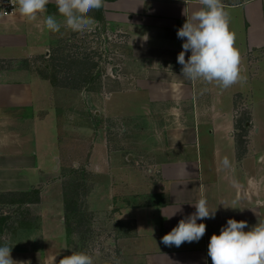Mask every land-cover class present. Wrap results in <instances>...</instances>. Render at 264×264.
Wrapping results in <instances>:
<instances>
[{
    "label": "crops",
    "instance_id": "obj_1",
    "mask_svg": "<svg viewBox=\"0 0 264 264\" xmlns=\"http://www.w3.org/2000/svg\"><path fill=\"white\" fill-rule=\"evenodd\" d=\"M221 4L240 54L239 78L223 89L184 77L176 61L183 43L176 32L202 7L200 0H103L94 16L87 13L91 23L85 28L113 30L123 44L103 92V118L123 127L115 145L103 128V166L115 176L116 200L122 203L115 206L122 224L119 264H211L209 239L227 219L247 221L249 227L264 220V126L240 138L236 130L244 114L250 117L247 128L264 124V0ZM46 11L63 17L55 0H49ZM38 17L28 21L17 12L0 18V193L39 190V203L28 207L46 224L44 192L53 185L52 173L61 170V113L54 108L60 89L33 63L47 60L53 41L71 29L48 33ZM237 99L247 112H238ZM223 157L230 167L220 164ZM201 197L217 210L214 218L204 219L200 240L179 247L161 244L160 238L194 212Z\"/></svg>",
    "mask_w": 264,
    "mask_h": 264
},
{
    "label": "rangeland",
    "instance_id": "obj_2",
    "mask_svg": "<svg viewBox=\"0 0 264 264\" xmlns=\"http://www.w3.org/2000/svg\"><path fill=\"white\" fill-rule=\"evenodd\" d=\"M90 13L93 15L94 10ZM38 18L42 21L43 29L49 33L43 24V16ZM63 19L62 17L60 20ZM90 27L77 31L66 30L61 33L63 35L59 40L53 41L50 52L53 53L55 49L58 51L60 59L57 64L54 62L55 65H51L47 60L33 63V69L37 73L53 87L60 89L54 98L56 101L59 96L54 108L61 113V170L52 173L55 177L53 185L44 192L42 210L47 213V225L41 223L39 216H34L24 203L0 207V216L7 218L0 224V239L13 245L10 255L14 262L17 257H25L35 261V264H58L63 256L70 255L72 251L86 252L92 257V264H119L121 261L118 240L121 237L122 224L120 225L115 206L122 203L118 202L119 198L116 200L119 186L115 176L110 168L106 170L103 166V128L107 127L109 144L115 145L118 140L121 141L118 134L123 133V127L103 118V92L109 84L107 72L111 74L112 68H116L119 62L116 53L122 49L123 44L117 42L113 30L107 33L104 27ZM49 39L50 36L46 33L44 41ZM67 56L71 57L70 62L63 60ZM74 60H84L89 67L92 66V75L82 89L76 78L73 86L80 89H67L70 93L64 95L62 90L66 88L56 86L53 82L63 81L65 84V77L83 72L73 63ZM108 68L111 69L107 71ZM260 77L264 84V74ZM263 92L264 88L261 93ZM256 94L259 97V93ZM254 95L253 91L252 96ZM239 104L241 101L237 99L239 113L248 111L242 110ZM66 113L72 118H66ZM249 118L244 114L243 118L237 119L236 130L239 138L244 137L245 133L249 135V132H253V127L264 126L254 123L247 128L245 122ZM256 119L261 121V118ZM242 142L245 140L242 139ZM109 183L113 185L108 187ZM65 195L68 199H65ZM65 200L76 210L67 223L63 216V224L59 223V215H64ZM37 208L39 210V206ZM45 227L46 233L43 232Z\"/></svg>",
    "mask_w": 264,
    "mask_h": 264
},
{
    "label": "clouds",
    "instance_id": "obj_3",
    "mask_svg": "<svg viewBox=\"0 0 264 264\" xmlns=\"http://www.w3.org/2000/svg\"><path fill=\"white\" fill-rule=\"evenodd\" d=\"M48 3L49 0H15L14 5L28 21L43 16L45 28L52 32L59 31L62 26L77 31L91 23L87 13L101 8L103 0H55L57 13L64 18L62 22L53 14H44ZM200 4L202 7L187 16L176 32L183 41L182 50L176 57L182 66L180 73L190 80L202 79L216 82L222 89L228 88L238 80L240 73V54L234 45L228 14L221 0H200ZM220 164L224 168L230 167L227 157H223ZM194 207V212L180 219L160 238L161 244L179 247L184 242L200 240L206 230L204 219L214 218L217 208L210 209L203 197L194 203ZM12 246L0 239V264H15L10 255ZM207 255L211 264H264V220L249 227L247 221L227 219L219 234L211 235ZM58 264H92V257L84 251H72Z\"/></svg>",
    "mask_w": 264,
    "mask_h": 264
},
{
    "label": "trees",
    "instance_id": "obj_4",
    "mask_svg": "<svg viewBox=\"0 0 264 264\" xmlns=\"http://www.w3.org/2000/svg\"><path fill=\"white\" fill-rule=\"evenodd\" d=\"M100 9H102V7L99 8V10ZM59 59L60 58L58 55V51L55 49V51H53V53L51 51L50 57L47 59L46 62L52 63L51 65H55V63L57 64V61ZM63 60L65 62H70L71 57L70 56L64 57ZM73 63L77 64L79 66L80 70H82L83 72H79L78 75L76 74V75L69 77V78L65 77L64 81H67V83H65V84L62 83L63 81L62 82H59V81L53 82L56 86L66 88V89H80V88L82 89V87L89 81V78L92 75V73H91L92 66L89 67L88 64L84 60H81V61L74 60ZM86 66H88V67L86 68ZM76 78H78V80H79L77 82L79 84H81L80 88L73 86ZM39 195H40V192H39V190H36V189H33L29 192H23V193H12V192L11 193H0V207L3 205H12L13 206L16 203H24L28 207V205L39 203V201H40ZM65 199H68V198H66V195H65ZM64 210H65L64 211V219H65V222L67 223L69 221V218L71 217V215L76 210V208H74L73 205L68 202V200H65V209ZM0 217H2L0 219L1 220L0 224L2 225V223L5 222L7 220V218L5 216H0Z\"/></svg>",
    "mask_w": 264,
    "mask_h": 264
},
{
    "label": "built area",
    "instance_id": "obj_5",
    "mask_svg": "<svg viewBox=\"0 0 264 264\" xmlns=\"http://www.w3.org/2000/svg\"><path fill=\"white\" fill-rule=\"evenodd\" d=\"M14 4L15 0H0V18L14 16L18 12Z\"/></svg>",
    "mask_w": 264,
    "mask_h": 264
},
{
    "label": "water",
    "instance_id": "obj_6",
    "mask_svg": "<svg viewBox=\"0 0 264 264\" xmlns=\"http://www.w3.org/2000/svg\"><path fill=\"white\" fill-rule=\"evenodd\" d=\"M56 162H58V159L56 160Z\"/></svg>",
    "mask_w": 264,
    "mask_h": 264
}]
</instances>
